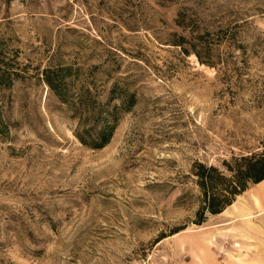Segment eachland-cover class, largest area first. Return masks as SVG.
<instances>
[{
    "label": "rangeland",
    "instance_id": "obj_1",
    "mask_svg": "<svg viewBox=\"0 0 264 264\" xmlns=\"http://www.w3.org/2000/svg\"><path fill=\"white\" fill-rule=\"evenodd\" d=\"M0 59V264H264V183L199 225L195 175L264 154V0H0ZM46 67L135 95L106 147Z\"/></svg>",
    "mask_w": 264,
    "mask_h": 264
},
{
    "label": "trees",
    "instance_id": "obj_2",
    "mask_svg": "<svg viewBox=\"0 0 264 264\" xmlns=\"http://www.w3.org/2000/svg\"><path fill=\"white\" fill-rule=\"evenodd\" d=\"M184 42L186 38L182 36L178 45L189 53L190 50L184 47ZM3 62L0 61V103L3 89L9 88L20 77L18 72L5 68L6 63ZM70 71L71 67H46L42 71L43 80L58 99L68 105L73 115L79 116V127L76 130L79 141L92 149H102L113 138L120 112L131 109L136 103V97L134 94L123 95L122 105L113 106L116 88L111 90L106 102L99 101L88 90L73 96L67 89ZM5 126V121L0 116V128ZM226 167L230 175L215 166L203 163L196 165L195 175L203 193V205L197 213L196 223L199 225L206 221L208 213L216 215L224 212L251 184L264 180V154L234 157L226 163Z\"/></svg>",
    "mask_w": 264,
    "mask_h": 264
},
{
    "label": "bare ground",
    "instance_id": "obj_3",
    "mask_svg": "<svg viewBox=\"0 0 264 264\" xmlns=\"http://www.w3.org/2000/svg\"><path fill=\"white\" fill-rule=\"evenodd\" d=\"M261 183H264V180ZM254 202L256 204L259 202V199L256 197V195L254 196ZM231 208H236V202L234 204H232L230 207H228L223 213L228 212V210Z\"/></svg>",
    "mask_w": 264,
    "mask_h": 264
},
{
    "label": "crops",
    "instance_id": "obj_4",
    "mask_svg": "<svg viewBox=\"0 0 264 264\" xmlns=\"http://www.w3.org/2000/svg\"><path fill=\"white\" fill-rule=\"evenodd\" d=\"M259 184H262V183H259Z\"/></svg>",
    "mask_w": 264,
    "mask_h": 264
}]
</instances>
